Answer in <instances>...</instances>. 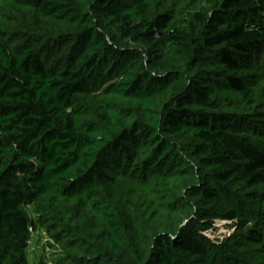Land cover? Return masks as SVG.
<instances>
[{"label":"trees","instance_id":"obj_1","mask_svg":"<svg viewBox=\"0 0 264 264\" xmlns=\"http://www.w3.org/2000/svg\"><path fill=\"white\" fill-rule=\"evenodd\" d=\"M12 2L56 28L0 16V264L26 204L63 264H264V0Z\"/></svg>","mask_w":264,"mask_h":264},{"label":"rangeland","instance_id":"obj_2","mask_svg":"<svg viewBox=\"0 0 264 264\" xmlns=\"http://www.w3.org/2000/svg\"><path fill=\"white\" fill-rule=\"evenodd\" d=\"M0 16L3 27L6 28L8 33L11 34V37L17 42L27 40L32 42L37 40L36 42L39 43V40L43 38V34L49 32V27L56 28L55 25L45 24L37 20L32 12L17 7L12 0H0ZM60 50L64 51V48L57 49L58 52L55 50V57L60 55ZM87 100L89 102L92 101V99ZM60 183L62 184L64 182L61 181ZM24 209L38 225L37 230L32 233L27 249L30 263L63 264L61 260L65 257L62 254L61 248L48 234L45 225L39 220L36 210L30 204H26ZM231 232V229L223 222L222 224H218L217 230L209 231L208 235L213 239H223L224 235Z\"/></svg>","mask_w":264,"mask_h":264}]
</instances>
